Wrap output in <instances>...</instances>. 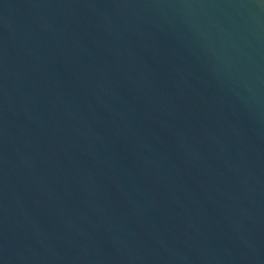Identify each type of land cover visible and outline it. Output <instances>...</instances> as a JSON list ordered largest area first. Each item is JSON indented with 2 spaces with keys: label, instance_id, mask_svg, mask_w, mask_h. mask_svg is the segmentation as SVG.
Listing matches in <instances>:
<instances>
[{
  "label": "water",
  "instance_id": "95a60500",
  "mask_svg": "<svg viewBox=\"0 0 264 264\" xmlns=\"http://www.w3.org/2000/svg\"><path fill=\"white\" fill-rule=\"evenodd\" d=\"M0 264H264V0H0Z\"/></svg>",
  "mask_w": 264,
  "mask_h": 264
}]
</instances>
